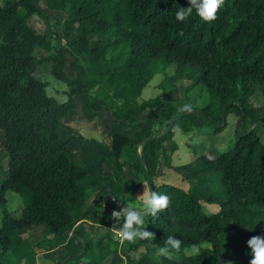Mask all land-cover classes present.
<instances>
[{
  "label": "trees",
  "instance_id": "obj_1",
  "mask_svg": "<svg viewBox=\"0 0 264 264\" xmlns=\"http://www.w3.org/2000/svg\"><path fill=\"white\" fill-rule=\"evenodd\" d=\"M42 1L66 14V46L30 26L32 15L47 17ZM180 6L188 7V0H9L0 5V128L8 172L0 189V264H36L23 233L40 226L64 244L62 264L87 256V264H249L248 239L264 236V141L258 131L264 129V104L253 102H264V0H225L210 23L195 11L177 21ZM91 37H99L94 46ZM41 51L47 55L39 56ZM68 56L74 58L70 64ZM170 66L173 75L167 74ZM48 68L67 84L66 102L49 96L48 83L37 77ZM157 74L164 75L158 87L167 99L141 100ZM188 76V96L172 103L173 92ZM104 84L112 88L111 96L91 95L94 88L103 91ZM199 86L210 95L203 108L189 97ZM75 97L95 112L110 113L111 150L101 159L113 178L92 173L90 165L76 160L74 140H84L78 132L61 137ZM194 114L213 125L214 135L223 133L229 115H235V143L198 156L188 166L193 175L186 177L187 190L157 184L162 158L170 162L165 143L176 152V130L191 133ZM127 168L145 177L150 192L169 196L170 204L157 217L144 218L145 230L155 238L125 241L124 258L116 260L108 246L77 226L93 221L98 207L111 217L126 204ZM8 191L24 199L19 217L6 209ZM169 235L182 241L180 252L160 254L158 260L140 252L147 245L162 247ZM191 245L199 246L198 255L184 254Z\"/></svg>",
  "mask_w": 264,
  "mask_h": 264
},
{
  "label": "rangeland",
  "instance_id": "obj_2",
  "mask_svg": "<svg viewBox=\"0 0 264 264\" xmlns=\"http://www.w3.org/2000/svg\"><path fill=\"white\" fill-rule=\"evenodd\" d=\"M9 0H0V5L4 6L5 3ZM40 6L44 10L45 17H41L37 14H34L30 17L29 19V24L30 26L37 31L40 34H48L53 38V43L55 45L60 44L62 46H66V40L62 39V24L66 20L67 16L65 13L60 12V11H52L49 10L44 1L40 2ZM21 12H25L24 9L20 8L19 9ZM99 37H91L90 38V44L91 46H94L97 42ZM72 52L78 56L81 61L85 64L87 62V58L83 55H79L78 52L74 49H72ZM47 53L44 51L39 52V56L44 57L46 56ZM109 56H112V52L109 53ZM72 56H68V62L69 64L73 61ZM170 68V67H169ZM50 72V68L43 70L40 75L37 74V77L46 83H48V88L47 92L49 96L54 97L58 102H66L69 97L67 96V91H68V86L62 81L57 80ZM67 72L70 75V77H74L75 74L72 72L70 66L67 68ZM164 78L163 74H157L154 79L151 81L150 85L146 87L142 93L141 100H149L152 98H162V99H167V95L163 94V90L159 89L158 86L156 85L160 80ZM191 77H186L183 81L180 82L181 87L176 90V94L171 97L172 102H179L180 100H183L185 97L186 91H184V88L189 86L191 84ZM109 94L110 96L113 94L112 88L109 87L107 84H104V90L101 92H98V88H94L91 91V95L97 97L99 100H105L106 99V94ZM188 96V95H187ZM192 97V96H191ZM197 97V99H196ZM193 101L195 103V106L197 108H203L205 107L209 102H210V95L205 89L201 86L196 87L193 92ZM74 100H76L77 103V111H75V107H73L71 115L70 116H86L83 117L85 119L78 121L77 125H75V128L78 130V135L81 136L82 139L84 140H74V144H76V154L77 157L81 156L80 154L86 153L85 155L78 157L79 159H84L86 162H94V160L98 157L99 149V143H93L95 140H104L103 135H108V131L110 129V113L106 110H101L100 112H95L90 104L83 102L79 97H75ZM253 102L255 106H262L264 104L263 100L260 98L253 99ZM75 113V114H74ZM199 116H202L201 114H198ZM89 116V117H88ZM230 117L228 118V126L227 128L223 131V133H220L218 135H214V128L213 125L210 122H207V124L202 128V129H197L193 130L192 133L186 134L182 131V129H177L176 133L174 135V141L175 144L178 146V150L176 152H171L170 151V143L166 142L165 143V148L167 150V157L169 158L170 162L165 163V158H162L161 161V168H160V173L159 177L156 178L157 184H171V185H176L179 186L185 190H187L190 187V184L188 180H186V177L193 175L189 170L188 166H190L195 159L202 155L203 153H207L209 151H214V152H223L228 150L233 146L235 143V127L238 118L235 115H229ZM191 120V119H190ZM192 122V121H191ZM74 123V122H73ZM73 123L71 122V119H65L62 122V133L61 137L62 138H67L69 135L72 133L69 132L68 130L71 129L73 126ZM95 127L98 128L99 130H95ZM194 128V127H193ZM166 130L164 127H156V131L163 133ZM258 131L264 141V129L262 127L258 128ZM69 132V133H68ZM82 133L81 134H79ZM191 136V137H190ZM95 139V140H94ZM2 142H3V131L0 128V189L4 183V181L8 177V172H7V152L2 148ZM100 153V151H99ZM91 156V157H90ZM166 156V154L164 155ZM133 176H136L135 179H132V177L129 175V173H126V179L131 180L129 184V193L131 194L132 201H135V197L138 194H142L145 190V187L148 189V183L146 182V179L144 176H139L134 174L132 172ZM138 178V179H137ZM127 194H126V202H128L127 199ZM6 199H7V204H6V209L9 211V207L12 204H16L17 208L15 211L10 212L14 216L19 217L22 209L24 208L25 202L24 199L14 193L13 191H8L6 194ZM92 203V200H90L89 204ZM211 210H214L213 207H210ZM264 209V208H263ZM98 210V209H97ZM98 211H96L97 213ZM102 212L100 211V214ZM105 219L102 221L104 226H109L112 224L113 220L108 216L107 214L105 215ZM97 218V214H94L93 219ZM1 219H2V210L0 209V226H1ZM86 229H89L90 231L93 230L90 228V224L87 223ZM37 228V227H36ZM40 229H44L47 231L41 232L40 229H30L26 230L25 233H23L25 239L29 240V243L32 242H37L40 238L42 240L47 239V242H50L47 238L48 234L50 233L48 231V228L46 226H40L38 227ZM33 230V231H32ZM29 231V232H28ZM105 235V240L106 243L109 245V248L112 252H114L115 256L114 258L116 260H119L121 258H124V253H123V246H120L121 244L116 241L115 236H111V234H108L107 232H104ZM94 234V232H92ZM53 236V235H52ZM233 236V235H232ZM231 239L235 240L236 235L233 236ZM139 240V239H138ZM138 240L132 242L136 244ZM37 248L39 247L36 245ZM41 246V245H40ZM43 248V247H39ZM61 249V248H59ZM56 250V251H59ZM41 250V249H40ZM46 250V249H45ZM158 249L151 246L147 245L146 249H143L140 251L141 253L143 251H149L156 260H158V256L160 255L157 251ZM139 252V253H140ZM31 253L35 256H37V253L34 252V249L31 250ZM54 255V261L49 259V262H45L46 259H44L47 255L40 256L39 257V264H62L63 259L60 260V257H58V254L56 252L53 253ZM131 256H138V252H133L130 253ZM84 263L87 264L89 261V256L84 259ZM59 261V262H58ZM126 263V259H124ZM223 261L224 258H223ZM83 262V260L81 261ZM21 264H25L24 261H22Z\"/></svg>",
  "mask_w": 264,
  "mask_h": 264
},
{
  "label": "clouds",
  "instance_id": "obj_3",
  "mask_svg": "<svg viewBox=\"0 0 264 264\" xmlns=\"http://www.w3.org/2000/svg\"><path fill=\"white\" fill-rule=\"evenodd\" d=\"M189 6H180L175 12L177 21L184 22L190 18L195 11L196 15L205 22L210 23L217 18V13L223 7L225 0H188ZM183 110H190L185 106ZM128 203L114 209L111 212V219L116 221L112 231L120 242H134L142 239H154L155 234L145 230V217H157L158 213L168 208L170 204L169 196L156 191L149 192L145 187L142 194L135 197L132 201L131 194H128ZM16 204L9 207V211H15ZM121 222L122 225H121ZM118 226V227H117ZM182 241L174 236H167L164 239V245L158 248L159 254H168L171 251L180 252ZM247 246L251 250V259L249 264H264V236H252L247 241ZM183 252L188 256L198 255L200 248L197 245H191L190 248H184ZM227 264H234L233 261H227Z\"/></svg>",
  "mask_w": 264,
  "mask_h": 264
},
{
  "label": "crops",
  "instance_id": "obj_4",
  "mask_svg": "<svg viewBox=\"0 0 264 264\" xmlns=\"http://www.w3.org/2000/svg\"><path fill=\"white\" fill-rule=\"evenodd\" d=\"M174 67L173 66H170V68H168L167 69V74L168 75H173L174 74ZM163 79V78H162ZM162 79L160 80V82L162 81ZM160 82H158L156 85L158 86L159 84H160ZM159 88V87H158ZM206 91V90H205ZM163 92V91H162ZM176 92L177 91H174L173 93V95H175L176 94ZM193 92H194V90L193 91H191L190 93H189V97L191 98V100L193 101ZM163 94H165V93H162V96H163ZM167 95V97H168V95L169 94H166ZM192 96V97H191ZM173 97V96H172ZM161 98V97H160ZM196 99H197V97H196ZM84 102V101H83ZM181 102V100L179 101V102H172V103H180ZM194 102V101H193ZM77 101L76 100H74V107H75V113H76V111H77ZM74 113V114H75ZM83 117H86V116H70L69 117V119H71V122L73 123V126L71 127V129L70 130H68L69 132H71V133H73V132H78V130L75 128V125H77V123H78V121H79V119L80 120H83V119H85V118H83ZM89 117V116H88ZM87 118V117H86ZM190 119H191V121H192V123H193V130H197V129H202L206 124H207V122L206 121H204L202 118H201V116H199L198 114H194V115H191L190 116ZM63 125V124H62ZM62 125H61V134H63L62 132ZM202 127V128H201ZM95 130H99L98 128H96L95 127ZM68 132V133H69ZM193 132V131H192ZM191 132V133H192ZM79 134H81L82 135V133H80L79 132ZM187 134H190V133H187ZM191 137V136H190ZM103 138H105L104 140H95V142H93L94 144L95 143H99V151H100V153H99V151H98V153L96 152V154H98V157L94 160V162L92 163V162H86L84 159H79L78 157H81V156H83V155H85L84 153H82V154H80L81 156H78L77 157V161H81V162H83L84 164H87V165H90L91 166V172L92 173H95V174H99V175H102V176H107V177H110V178H113L114 177V173H113V171H112V169L109 167V166H107L104 162H102V156L107 152V151H110L111 150V144H112V139H111V136H110V134H109V131H108V135L106 136V135H103ZM174 140V139H173ZM76 145V144H75ZM77 146V145H76ZM166 147V146H165ZM76 156H77V154H76ZM91 157V156H90ZM162 161V160H161ZM161 168V167H160ZM129 173V175L132 177V179H135L136 178V176H133V174H132V172H133V170L131 169V168H127L124 172H123V178L126 180V181H128L129 182V184H130V182H131V180H128V179H126V173ZM135 174V173H134ZM138 179V178H137ZM148 185V184H147ZM129 185H128V187H127V196H128V193H129ZM148 191L150 192V189H149V186H148ZM122 200L127 204L128 202H126V195L124 196V197H122ZM121 206H123V205H121ZM98 212L97 213H95V214H97V218H94L93 219V221H85V222H83V223H81V224H79L78 226H77V228L78 229H83L84 231H86L87 233H89V234H91L93 237H94V239H95V243H99V242H102L105 246H108L109 247V245L106 243V240H105V233L104 232H107L108 231V234L110 233L111 234V236L113 237V236H115V234H114V232L112 231V225H109V226H104V224H103V220L105 219V215L107 214L108 216H109V214L107 213V211L105 210V209H103L102 207H98V210H97ZM100 211L102 212L101 214H100ZM87 223H89L90 224V228H92L93 230H89V229H86V227L88 226L87 225ZM36 229H40V228H35L34 230H36ZM30 230V229H29ZM41 230V232H42V230L43 231H47V230H44V229H40ZM33 231V230H32ZM29 232V231H28ZM30 232H31V230H30ZM92 232H94V234H92ZM14 235H17V233H14ZM53 234L52 233H49L48 234V236H47V238L48 239H50L49 241L50 242H47L46 240L47 239H44V240H42L41 238L37 241V242H32V243H29V240L27 239L26 240V243H27V245H28V247H29V249H30V251L31 250H33L34 249V252H36L37 253V256H36V264H39V257L40 256H44V255H47L44 259H46L45 260V262L47 263V262H49V259H51L52 261H54L55 259H54V255H53V253L54 252H56L57 254H58V257H60V260L61 259H63L64 257H65V254H66V252H65V248H64V244L63 243H60L59 242V240H57L55 237H54V235L52 236ZM116 241L117 242H119L121 245L120 246H123V244H124V242L123 243H121L120 242V240H119V238H116ZM36 245H38L39 247H43V248H37V246ZM41 245V246H40ZM59 248H61V249H59ZM41 249V250H40ZM46 249V250H45ZM59 249V251H56V250H58ZM84 259H86V257L85 258H83L82 260H83V262H81V261H78L77 263H66V264H85L84 263ZM59 262V261H58Z\"/></svg>",
  "mask_w": 264,
  "mask_h": 264
}]
</instances>
